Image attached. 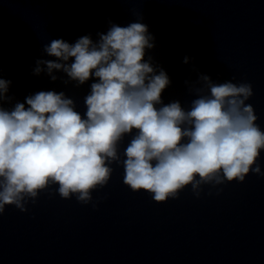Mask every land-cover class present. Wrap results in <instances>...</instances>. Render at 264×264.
Segmentation results:
<instances>
[{
	"label": "clouds",
	"instance_id": "clouds-1",
	"mask_svg": "<svg viewBox=\"0 0 264 264\" xmlns=\"http://www.w3.org/2000/svg\"><path fill=\"white\" fill-rule=\"evenodd\" d=\"M98 35L96 42L83 36L74 44L53 39L44 52L56 59L37 60L34 69L39 75L45 65L53 81V70H62L80 85L94 75L84 115L55 91H39L26 97L27 107L18 102L6 110L11 81L0 78V216L10 205L28 211L52 186L62 199L89 204L92 192L108 184L113 163L123 167L130 190L157 203L188 186L198 197L203 185L262 174L264 131L246 104L251 84L216 83L201 74L202 87L189 89L196 98L188 110L178 101L157 108L170 80L163 69L156 73L151 57L144 59L155 46L147 25L113 24ZM134 130L121 159L119 145Z\"/></svg>",
	"mask_w": 264,
	"mask_h": 264
}]
</instances>
